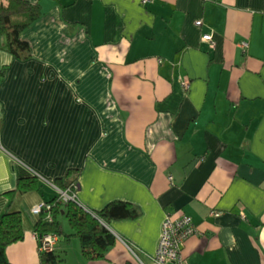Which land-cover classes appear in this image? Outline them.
<instances>
[{"label":"crops","instance_id":"1","mask_svg":"<svg viewBox=\"0 0 264 264\" xmlns=\"http://www.w3.org/2000/svg\"><path fill=\"white\" fill-rule=\"evenodd\" d=\"M30 1L45 10L22 33L33 56L13 58L0 35V216L20 168L44 186L19 210L79 169L86 206L143 214L111 223L106 260L71 258L73 238L70 264H155L167 213L196 223L188 264H264V0ZM30 225L9 249L20 264H40Z\"/></svg>","mask_w":264,"mask_h":264},{"label":"trees","instance_id":"2","mask_svg":"<svg viewBox=\"0 0 264 264\" xmlns=\"http://www.w3.org/2000/svg\"><path fill=\"white\" fill-rule=\"evenodd\" d=\"M44 11L40 1L0 0V35L5 38L4 47L13 58L26 60L33 56L31 44L22 37V33L41 18ZM9 65L8 63L1 69L2 76L6 74ZM81 174L82 170L71 169L66 176L54 181L57 187L76 196L65 199L63 194L57 192L36 213L28 208L19 210L10 207L19 194L42 190L44 186L37 174L20 168L17 187L8 192L11 195L9 208L0 216V264H20L10 258L9 249L25 239L26 215L33 220L40 248V264H70L68 246L73 238L80 240L85 260H106L107 254L117 243L111 223L114 220L137 219L141 217L143 210L138 204L125 200L112 201L99 210L86 206L78 196ZM64 218L68 220L70 231L64 228ZM49 234L57 235V240L53 248L47 250L42 247L41 237Z\"/></svg>","mask_w":264,"mask_h":264},{"label":"built area","instance_id":"3","mask_svg":"<svg viewBox=\"0 0 264 264\" xmlns=\"http://www.w3.org/2000/svg\"><path fill=\"white\" fill-rule=\"evenodd\" d=\"M143 1L147 2L149 0ZM198 22L201 23L202 20L200 19ZM204 39L208 41L211 46H216V40L212 33H206L204 35ZM241 45L243 49L246 50L249 46V43L248 41H243ZM56 188L59 193L65 196V199L76 196V194L71 195L68 191H64L58 187ZM41 208L42 205H38L33 211L37 213L41 210ZM195 233H198L197 226L189 214L174 216L172 213H167L162 222V230L158 248L153 254L155 264H188V260L184 257L182 251L186 240ZM44 237L46 238L42 247L47 250L53 248L52 246L57 240V236L49 234L45 235ZM122 240L125 242L132 254L142 260L139 248L135 244L130 243L125 239Z\"/></svg>","mask_w":264,"mask_h":264},{"label":"rangeland","instance_id":"4","mask_svg":"<svg viewBox=\"0 0 264 264\" xmlns=\"http://www.w3.org/2000/svg\"><path fill=\"white\" fill-rule=\"evenodd\" d=\"M53 185H55V182H53ZM56 186V185H55ZM57 187V186H56ZM59 188V187H58ZM30 222H33V220H31V218H28V216H25V230L28 231L32 228V225H30ZM64 228L67 231H70L69 229V224H68V220L67 218H64ZM52 235V234H50ZM55 235V234H54ZM57 236V235H56ZM62 237H65V235H62ZM46 237H41V239L43 240L41 243L43 244V242L45 241ZM64 240V238H63ZM76 244H73V246L71 247V258L74 256V251L75 249L80 250L81 248V244H80V240L78 238H75L74 241ZM74 248V249H73Z\"/></svg>","mask_w":264,"mask_h":264}]
</instances>
